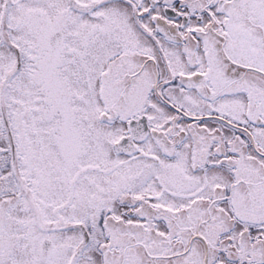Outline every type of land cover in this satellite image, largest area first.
Segmentation results:
<instances>
[{
	"label": "snow or ice",
	"instance_id": "1",
	"mask_svg": "<svg viewBox=\"0 0 264 264\" xmlns=\"http://www.w3.org/2000/svg\"><path fill=\"white\" fill-rule=\"evenodd\" d=\"M0 264H264V0H0Z\"/></svg>",
	"mask_w": 264,
	"mask_h": 264
}]
</instances>
